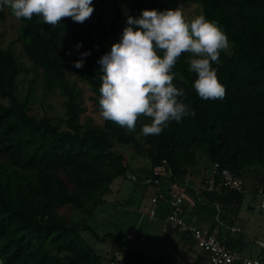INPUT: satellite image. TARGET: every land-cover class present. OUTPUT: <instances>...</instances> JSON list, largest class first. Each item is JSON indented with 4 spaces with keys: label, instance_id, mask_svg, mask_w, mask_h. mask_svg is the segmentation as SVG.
<instances>
[{
    "label": "trees",
    "instance_id": "1",
    "mask_svg": "<svg viewBox=\"0 0 264 264\" xmlns=\"http://www.w3.org/2000/svg\"><path fill=\"white\" fill-rule=\"evenodd\" d=\"M182 1L200 2L204 16L234 43L232 53L221 50L212 65L226 94L223 99H201L193 88L196 75L188 71L190 53H182L172 69L173 83L184 89V102L195 115L169 122L158 135L141 134L142 124L148 122L145 117L138 118L134 132L111 120L98 124L92 117L83 119L82 92L77 82H70L66 62L83 59L82 79L94 91L98 105V60L120 39L122 2L128 15L136 17L142 9L173 8L170 0H113V39L109 41L95 35L102 12L94 21L89 17L80 23L63 17L55 26L35 15L30 20L20 18L23 48L33 67L41 69L45 89L60 88L67 96L66 117L57 120L31 114L27 101L18 97V77L26 67L11 45L3 46L0 34V264H110L88 243L85 231L98 240L117 242L126 260L164 264L156 256L126 251L120 235H100L86 218L75 220L62 211L94 215L114 180L127 176L130 163L118 144L145 154L152 167L167 161L179 181L196 164V151L201 149L212 162L239 176L256 170L255 192L260 187L264 192V0ZM102 2L93 3V11ZM85 51L90 54L82 57ZM196 197L197 207L212 219L211 227H218L228 244L237 246L244 235L232 238L220 221L234 223L245 193L203 191ZM173 232L180 231L169 229L167 237ZM203 260L200 253L192 264H204Z\"/></svg>",
    "mask_w": 264,
    "mask_h": 264
},
{
    "label": "clouds",
    "instance_id": "2",
    "mask_svg": "<svg viewBox=\"0 0 264 264\" xmlns=\"http://www.w3.org/2000/svg\"><path fill=\"white\" fill-rule=\"evenodd\" d=\"M5 6L17 19L30 20L35 15L52 26L63 17L83 23L94 10L92 0H0V9ZM228 45L227 35L216 22L203 14L188 21L180 7L127 15L120 39L98 60L100 115L130 132L135 131L138 118L145 117L148 122L140 128L144 136L158 135L169 122L194 116L184 102V89L173 83L172 69L182 53H190L188 71L196 75L193 88L198 96L223 99L225 86L212 65ZM89 54L85 51L81 56ZM83 62L73 63L80 68Z\"/></svg>",
    "mask_w": 264,
    "mask_h": 264
},
{
    "label": "rangeland",
    "instance_id": "3",
    "mask_svg": "<svg viewBox=\"0 0 264 264\" xmlns=\"http://www.w3.org/2000/svg\"><path fill=\"white\" fill-rule=\"evenodd\" d=\"M100 1L101 0H92V3ZM102 1L103 2L97 6L96 10L90 15V19L94 21L97 15L102 12V23L96 28L95 35L102 37L104 41H109L113 39L110 20L115 14V8L113 0ZM170 1L173 8H181L185 19L188 21L203 14V8L200 2L182 0ZM122 4L124 6V14L118 23L121 33L128 15V8L125 2H122ZM20 25L21 19H17L11 13L9 7L5 6L0 9V34L2 36L3 46L7 47L11 45L20 61L26 67V70L18 77L17 95L22 101H27L31 114H35L39 117L48 115L55 120L58 118H65V102L67 96L60 88L54 91L45 89L42 82L41 69H35L33 67L31 60L27 57L23 48L20 38ZM228 41L229 45L224 50L230 54L233 51L234 43L230 40ZM66 70L70 82H77V88L82 92L81 98L85 107V111L82 115L83 119L92 117L96 123H103L104 118H102L99 113V107L95 101V93L88 87L86 81L82 79L81 69L76 68L73 61L68 60L66 62ZM1 100L8 102L6 98H2ZM116 147L125 152L130 163V168L127 172V176H121L114 180L112 191L105 196V201L96 208L95 214L87 217L78 210L62 208V211L71 215L75 220L86 218L87 222L94 226L100 235L109 232L120 235L126 243V248L129 250H137L139 248L144 250L146 254L150 255L154 253L158 255L160 249H162V251L168 249L171 251L168 256L174 264H192L199 254L196 250V248L199 249V247L193 244L189 237H180L179 243L182 244V246L180 245L181 247L178 248L167 243L165 240L162 225L167 211L166 206L162 205L160 207L156 218L150 219L147 216L152 206L154 189L148 184L139 182L140 180L135 181L133 176L137 175L138 179L147 177L151 173V161L145 154L134 152L131 145L118 144ZM196 152V164L188 168V175L194 182H200L205 178L206 171L212 165V161L203 150L198 149ZM257 173L256 170L250 169L241 176L247 187L243 205L239 209L238 214L235 217L232 216L234 218L233 224L229 220H226L228 225L240 227L242 230L239 228V230L233 231L223 225V231L228 230V232L234 235L231 237L235 239H237L240 234L246 235V238L243 236L242 241H238L237 247L245 254L252 256L259 255L262 247L258 243V240L264 239V215L261 207L264 197L262 194H257L255 192V177ZM187 209L190 211L189 207H187ZM196 213L198 212H193V217H196L197 221L204 222L203 225H207L206 221H212L208 219L210 217H208L207 220L206 215H196ZM132 229H136L138 235L143 234L145 236L146 239L140 242L143 246L144 244L150 246L149 249H144L143 246L136 247L134 246V240L127 239V233ZM83 235L97 253L103 255L106 259H110V264H122L118 260L122 252L117 242L113 241L111 238L98 240L95 235L89 231H85ZM124 264L135 263L126 260Z\"/></svg>",
    "mask_w": 264,
    "mask_h": 264
},
{
    "label": "built area",
    "instance_id": "4",
    "mask_svg": "<svg viewBox=\"0 0 264 264\" xmlns=\"http://www.w3.org/2000/svg\"><path fill=\"white\" fill-rule=\"evenodd\" d=\"M135 181H139L137 175L133 176ZM139 182L148 184L154 189L152 206L148 213L150 219L158 215L162 205L167 208L165 222L163 226L164 236H167L169 229H178L191 239L202 252L204 264H264V241H259L262 253L258 256L246 255L236 248L231 247L228 241L220 235L218 227H206L196 223H190L186 219L187 207L196 208L198 197L203 191H214L219 194L226 191H239L246 193L247 187L241 176L229 168L222 167L217 161L207 169L205 178L200 182H194L189 175L183 181H179L173 174L167 161L158 164L151 169V173ZM194 189L195 193L192 192ZM264 197L263 188L260 187L257 194ZM216 208L221 209L219 202L215 203ZM264 215V198L261 204ZM228 229L239 230L238 227L229 226L223 220L220 221ZM143 235H138L136 229L130 230L127 235L128 240L138 242L143 240ZM118 260L124 264L126 259L121 254Z\"/></svg>",
    "mask_w": 264,
    "mask_h": 264
},
{
    "label": "crops",
    "instance_id": "5",
    "mask_svg": "<svg viewBox=\"0 0 264 264\" xmlns=\"http://www.w3.org/2000/svg\"><path fill=\"white\" fill-rule=\"evenodd\" d=\"M192 180V179H191ZM193 181V180H192ZM113 189V188H112ZM190 209V211H188V209H187V211H186V219H187V221L188 222H190V223H196V224H199V225H202V226H206V227H211V223H212V221H206V223H207V225H203V223L204 222H201V221H197V219H196V217H193V212L195 211V212H198V213H196V215H199V214H203V215H206V219L209 217L208 216V214H206V213H204V211L201 209V208H199V207H196V208H189ZM166 213H167V211H166ZM166 213H165V215H166ZM164 219H165V216H164ZM209 220H212L211 218H208ZM207 219V220H208ZM164 222H165V220H163V225H162V230H163V226H164ZM236 227V226H235ZM238 228H240V227H238ZM241 229V228H240ZM242 230V229H241ZM243 231H244V229H243ZM130 232V231H129ZM128 232V233H129ZM128 233H127V235H128ZM234 234V233H233ZM140 235H143V234H140ZM244 235V237L246 236L245 234H243ZM264 235V234H263ZM144 236V235H143ZM230 236H234V235H232L231 233H230ZM145 237V236H144ZM165 237V240L167 241V243H170V244H172V245H174L175 247H181L182 246V244H180L179 243V239H180V237H183L182 236V233L181 232H173L172 234H171V236L168 238L167 236H164ZM186 237V236H185ZM233 238V237H232ZM246 238V237H245ZM146 238H144L143 240H140L141 242L142 241H144ZM191 240V239H190ZM140 241H138V242H134V246H136V247H142L143 245H142V243L140 242ZM192 241V240H191ZM259 241H264V239H259L258 240V243H259ZM193 242V241H192ZM193 244H195L194 242H193ZM181 245V246H180ZM149 247L150 246H146V244H144V246H143V248L144 249H149ZM232 247V246H231ZM135 248V247H134ZM166 248V247H165ZM196 248V247H195ZM233 248H236L237 250H239V251H241L237 246H234ZM121 249V248H120ZM181 249V248H180ZM125 250L126 251H128V252H142V253H144L145 255H147V256H156L158 259H160L164 264H174V262L170 259V257L168 256V254L169 253H171V251H169L168 249H164L163 251H162V249H160L159 250V252H158V255H155L154 253H151L150 255L149 254H146L145 252H144V250H142V249H131V250H129V249H127L126 248V246H125ZM196 250L199 252V254L200 253H202L201 252V250L200 249H197L196 248ZM115 251V250H114ZM113 251V252H114ZM242 253H244L243 251H241ZM262 253V249H261V252L259 253V255ZM198 254V255H199ZM245 254V253H244ZM170 255V254H169ZM246 255H249V254H246ZM127 261H133V263H135V264H141V262L139 261V260H136V259H127Z\"/></svg>",
    "mask_w": 264,
    "mask_h": 264
}]
</instances>
